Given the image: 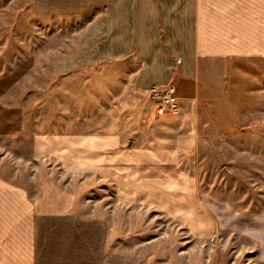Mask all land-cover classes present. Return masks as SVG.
I'll return each mask as SVG.
<instances>
[{
  "label": "rangeland",
  "instance_id": "obj_1",
  "mask_svg": "<svg viewBox=\"0 0 264 264\" xmlns=\"http://www.w3.org/2000/svg\"><path fill=\"white\" fill-rule=\"evenodd\" d=\"M32 3L0 0V176L33 198L46 182L66 189L78 214L109 220L111 245L148 253L154 263L262 264L258 244L240 232L194 239L157 208L119 202L111 181L71 176L57 159H36L32 145L34 135L88 136L127 126L140 134L141 149H179L202 191L241 214H258L264 210V58L207 61L196 108L184 111L176 88V111L157 115L158 107L148 102L153 88L136 90L130 64L57 76L53 62L77 42L69 40L82 21L56 25L36 16Z\"/></svg>",
  "mask_w": 264,
  "mask_h": 264
},
{
  "label": "crops",
  "instance_id": "obj_2",
  "mask_svg": "<svg viewBox=\"0 0 264 264\" xmlns=\"http://www.w3.org/2000/svg\"><path fill=\"white\" fill-rule=\"evenodd\" d=\"M32 8L56 25L82 21L78 40L74 34L69 40L77 42L53 62L57 76L130 64L139 93L174 85L184 111L196 108L207 61L264 58V0H33ZM124 127L88 136L34 135L32 154L57 159L71 176L111 181L119 202L157 208L194 239L240 232L255 240L264 264V210L241 214L202 191L179 149H141L140 134ZM40 193L33 198L0 176V264H162L111 245L109 220L78 214L66 189L46 182Z\"/></svg>",
  "mask_w": 264,
  "mask_h": 264
},
{
  "label": "built area",
  "instance_id": "obj_3",
  "mask_svg": "<svg viewBox=\"0 0 264 264\" xmlns=\"http://www.w3.org/2000/svg\"><path fill=\"white\" fill-rule=\"evenodd\" d=\"M176 87L169 85L165 87H155L151 90L152 97L148 100L152 105L158 107L157 115H171L176 111L177 99L175 97Z\"/></svg>",
  "mask_w": 264,
  "mask_h": 264
}]
</instances>
